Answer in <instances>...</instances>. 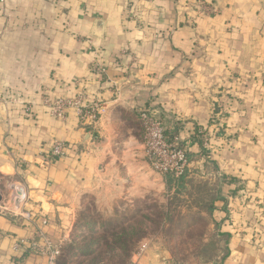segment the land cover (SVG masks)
<instances>
[{"label": "crops", "instance_id": "1", "mask_svg": "<svg viewBox=\"0 0 264 264\" xmlns=\"http://www.w3.org/2000/svg\"><path fill=\"white\" fill-rule=\"evenodd\" d=\"M209 1L215 14L206 17L190 0L0 3V188H27L24 214L0 216V264H47L14 244L39 231L52 236L53 222L111 170L131 176L150 166L145 109L190 145V169L206 163H196L194 135L204 140L216 110H226L230 143L208 138L212 178L222 179L215 217L229 240L223 264H264V0ZM82 94L100 103L95 126L74 109L56 119L45 105ZM55 141L66 153L51 159ZM165 252L149 245L134 264H170Z\"/></svg>", "mask_w": 264, "mask_h": 264}, {"label": "rangeland", "instance_id": "2", "mask_svg": "<svg viewBox=\"0 0 264 264\" xmlns=\"http://www.w3.org/2000/svg\"><path fill=\"white\" fill-rule=\"evenodd\" d=\"M190 1L199 16L215 14L211 1ZM226 115L223 109L221 126ZM212 152L200 156L196 163L202 159L206 163L195 164L182 182L170 187L146 162L144 171L131 176L121 167L118 174L111 170L71 215L53 222L49 238L60 250L56 264H119L125 252L133 251L134 264L149 245L164 249L170 264H223L229 240L221 234L222 225L215 217L218 207L212 214L213 200L223 196L221 177L212 178L217 170L210 160ZM11 183L0 188L2 201H9ZM117 237L124 243L121 248L116 246Z\"/></svg>", "mask_w": 264, "mask_h": 264}, {"label": "built area", "instance_id": "3", "mask_svg": "<svg viewBox=\"0 0 264 264\" xmlns=\"http://www.w3.org/2000/svg\"><path fill=\"white\" fill-rule=\"evenodd\" d=\"M5 0H0L4 3ZM96 73L106 75L104 66H96ZM45 105L50 109V114L59 120H66L67 112L74 109L78 118L84 125L95 126L100 116V103L98 101H87L84 95L74 99L57 98L45 100ZM31 112V108H27ZM139 119L143 128V144L146 158L152 169L162 178L169 174L180 177L190 170L191 163L188 161L190 145L181 139L180 136H171L162 120L151 110L145 109L140 112ZM205 145H209L207 136H203ZM66 145L64 142L55 141L51 152V159H58L65 156ZM22 186L24 191L20 194L17 188ZM11 194L9 201H0V216L24 214V206L27 202V188L24 184L11 183L9 185ZM32 221L31 217H28ZM46 223V222H45ZM14 251H30L32 254L45 258L47 264H56L60 250L57 245L44 232L39 231L32 240L20 239L14 244ZM146 250L142 247L141 252ZM24 251V252H25Z\"/></svg>", "mask_w": 264, "mask_h": 264}, {"label": "trees", "instance_id": "4", "mask_svg": "<svg viewBox=\"0 0 264 264\" xmlns=\"http://www.w3.org/2000/svg\"><path fill=\"white\" fill-rule=\"evenodd\" d=\"M221 112H222V110L221 109H217L216 110V112H215V114H214V120H213V122H212V128H211V131H207L206 133H207V137L208 138H212L213 137V139H214V141L216 142V141H218V140H224V145L226 146V145H228L229 143H230V137H228V136H226V134H225V132H223L224 130H223V127L221 126V124H220V116H221ZM222 117V116H221ZM177 134H178V132L176 133V132H172V134H171V136H177ZM212 135V136H211ZM193 142H198V144H199V146H200V150H202L200 153H199V155H198V157L199 156H206V154L209 152V151H211V149L213 148V146L212 145H208V146H206L205 145V141L202 139V135H201V133L198 131V133H196L195 135H194V137H193V139H192V143ZM229 142V143H228ZM196 157V156H195ZM193 158H194V156H193V154L192 155H190V153L188 154V161L191 163V161L193 160ZM191 172V169L190 170H188V171H186L185 172V174L184 175H182V176H180V177H175L173 174H169V175H167L166 177H165V180L167 181L166 183H167V187H170V185H171V183H173L174 185L175 184H178V183H180V182H182L183 180H184V178L189 174ZM222 197L220 196L219 197V195L218 196H216L215 197V199L213 200V208H212V214H213V212L216 210V208H217V206H216V203L219 201V199H221ZM223 236H226L227 237V234H225V233H221ZM227 239H228V237H227ZM121 238L120 237H117L116 238V241H117V243H116V246H118V247H122L123 246V242H121ZM118 241H120V242H118ZM135 254V252L133 251V252H130V253H128V252H125L124 254H123V258L119 261V264H128V261H130V263L129 264H131V262H132V256Z\"/></svg>", "mask_w": 264, "mask_h": 264}, {"label": "water", "instance_id": "5", "mask_svg": "<svg viewBox=\"0 0 264 264\" xmlns=\"http://www.w3.org/2000/svg\"><path fill=\"white\" fill-rule=\"evenodd\" d=\"M17 191H18L20 194H22L23 191H24V189H23L22 186H20V187L17 188ZM1 200H2V198H0V201H1Z\"/></svg>", "mask_w": 264, "mask_h": 264}]
</instances>
